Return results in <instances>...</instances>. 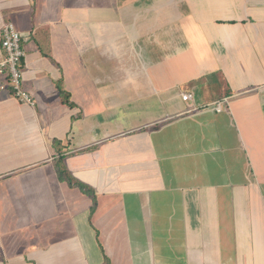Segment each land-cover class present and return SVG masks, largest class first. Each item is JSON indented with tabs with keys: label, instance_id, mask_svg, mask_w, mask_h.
Here are the masks:
<instances>
[{
	"label": "crops",
	"instance_id": "crops-1",
	"mask_svg": "<svg viewBox=\"0 0 264 264\" xmlns=\"http://www.w3.org/2000/svg\"><path fill=\"white\" fill-rule=\"evenodd\" d=\"M6 21L35 104L0 93V264H264V0H0Z\"/></svg>",
	"mask_w": 264,
	"mask_h": 264
},
{
	"label": "built area",
	"instance_id": "built-area-1",
	"mask_svg": "<svg viewBox=\"0 0 264 264\" xmlns=\"http://www.w3.org/2000/svg\"><path fill=\"white\" fill-rule=\"evenodd\" d=\"M0 45V93L8 92L20 102L34 105L35 100L31 93L24 87L20 64L25 58L22 46L23 37L11 21H6L1 26ZM183 100L191 99V94L182 93ZM222 109V102L215 103V110Z\"/></svg>",
	"mask_w": 264,
	"mask_h": 264
},
{
	"label": "trees",
	"instance_id": "trees-1",
	"mask_svg": "<svg viewBox=\"0 0 264 264\" xmlns=\"http://www.w3.org/2000/svg\"><path fill=\"white\" fill-rule=\"evenodd\" d=\"M61 96L63 97L64 95H66L65 92L61 91ZM66 171V170H65ZM63 172V171H59V176L62 177L63 179L67 180L68 183L72 186H77L80 188V190L86 194H89V195H92L94 196V191L91 187L87 186L86 184H83L82 182H79L77 180H74L72 177H70V175H67L66 173L67 172ZM63 173V174H62ZM103 264H110L109 260L108 259H105L104 263Z\"/></svg>",
	"mask_w": 264,
	"mask_h": 264
},
{
	"label": "rangeland",
	"instance_id": "rangeland-1",
	"mask_svg": "<svg viewBox=\"0 0 264 264\" xmlns=\"http://www.w3.org/2000/svg\"><path fill=\"white\" fill-rule=\"evenodd\" d=\"M30 40H31V39H30L28 36L23 35L22 46H23L24 50H25V47H24L25 44L27 45V44L31 43ZM20 66H21V72H22V80H23V82H24V75H23V72H24V70H25V67L23 66L22 63L20 64ZM196 97H197V95H196Z\"/></svg>",
	"mask_w": 264,
	"mask_h": 264
}]
</instances>
